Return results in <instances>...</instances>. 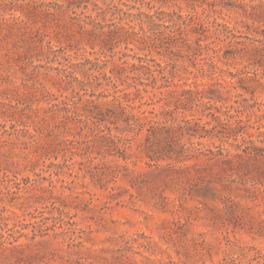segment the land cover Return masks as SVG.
Listing matches in <instances>:
<instances>
[{
	"label": "trees",
	"instance_id": "trees-1",
	"mask_svg": "<svg viewBox=\"0 0 264 264\" xmlns=\"http://www.w3.org/2000/svg\"><path fill=\"white\" fill-rule=\"evenodd\" d=\"M3 41L17 68L0 63V139L27 145L36 177L18 188L41 194L51 215L34 217L33 235L0 234V245L49 230L85 245L86 229L65 228L63 216L95 207L90 185L156 190L194 171V187L215 201L227 176L264 174V0H0ZM136 157L147 171L129 166Z\"/></svg>",
	"mask_w": 264,
	"mask_h": 264
},
{
	"label": "rangeland",
	"instance_id": "rangeland-1",
	"mask_svg": "<svg viewBox=\"0 0 264 264\" xmlns=\"http://www.w3.org/2000/svg\"><path fill=\"white\" fill-rule=\"evenodd\" d=\"M224 14L226 20L241 19ZM20 44L22 51L30 46L22 41ZM0 46V63L17 68L11 58L15 54L12 43L3 41ZM178 64L182 66L183 61ZM186 77L189 82L209 81L207 76ZM257 97L264 102L263 93L258 91ZM0 123H4L1 118ZM10 125L8 122L7 128L13 131ZM26 147L15 135L0 139V234L27 227L24 232L33 235L34 217L43 220V215H51L50 203L44 206L41 194L18 188L23 177H36L26 169L29 158L22 157ZM136 159V167L128 162L131 168L142 172L149 169L145 159ZM16 162L22 163L20 167L15 168ZM4 168L9 169L8 183ZM15 170L20 171L18 179L14 177ZM194 177V171L168 175L153 182L156 190L145 184L131 188L123 181L118 184L129 188V192L90 185L95 207L88 211L73 209L70 215L63 216L65 228L71 226L69 221H75L74 227L86 229L82 233L85 245H72L68 234L56 236L54 230H49L35 240L20 237L14 245L8 241L0 245V264H80V259L82 264H264V174L253 170L247 176H227L220 198L215 201L194 187ZM163 189L166 200L160 197ZM111 193L116 196L111 197ZM55 221L56 232H62L59 219L43 222L53 225ZM19 244L23 246L14 247Z\"/></svg>",
	"mask_w": 264,
	"mask_h": 264
}]
</instances>
